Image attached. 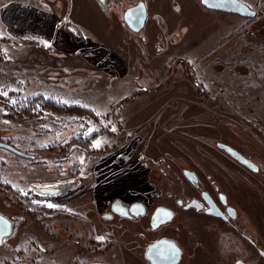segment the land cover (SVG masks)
I'll return each instance as SVG.
<instances>
[{"label": "rangeland", "instance_id": "rangeland-1", "mask_svg": "<svg viewBox=\"0 0 264 264\" xmlns=\"http://www.w3.org/2000/svg\"><path fill=\"white\" fill-rule=\"evenodd\" d=\"M107 1L99 0L109 4L106 14L90 0L49 1L60 4L59 13L72 5L80 16L79 27L68 25L84 41L69 46L79 53L66 69L28 59L37 51L28 28L16 27L10 37L0 18V141L26 154L0 147V212L17 222L0 247V264H29L33 256L59 264L67 244L69 256L82 253L83 261L71 264H146L145 245L174 230L103 218L115 201L148 200L152 210L174 203L178 187H192L184 168L203 176L209 164L239 165L218 142L264 165V0H242L255 16L210 9L201 0H157L139 32L124 13L140 0ZM43 99L90 113L44 108ZM32 103L34 115L7 116L10 107ZM50 185H66L67 197L38 191ZM65 205L77 217L64 220ZM243 214L249 227H264L254 208ZM180 239L191 242L184 228Z\"/></svg>", "mask_w": 264, "mask_h": 264}, {"label": "flooded vegetation", "instance_id": "flooded-vegetation-1", "mask_svg": "<svg viewBox=\"0 0 264 264\" xmlns=\"http://www.w3.org/2000/svg\"><path fill=\"white\" fill-rule=\"evenodd\" d=\"M219 143L223 142H218V146ZM219 147L239 161L240 164L237 166H229L226 163L209 164L208 173L203 174L207 180L201 179L203 177L201 174L184 168V175L192 184V187L188 190L178 187L177 193L179 195L173 201L174 203L156 204L150 210L151 204L148 200H137L127 206H131L135 202H141L145 205V214L143 215L132 212L121 215L114 212L113 209V213L104 214L103 218L105 219L112 221L116 216H119L133 222H139L140 226L149 228L152 231L171 224L174 235L163 234L145 245L142 255L146 264H264V227H258L257 220V227H249L248 219L243 214L244 211V213L250 215L251 209L254 208L257 214L260 215L259 219L264 223V165L256 163L233 146L254 164L243 163L225 148ZM186 170L192 171L196 179H190L186 174ZM229 171L232 173L228 174ZM228 175L236 179H228ZM57 186L50 185L48 187L59 188ZM68 191L69 189L67 190L66 185H64L60 186V189L52 190L50 193H54L53 195L46 196L50 199L67 197ZM158 207L171 209L172 213L170 218L164 222H160L163 217L158 218L159 222L155 220L154 223L157 224L153 227V215ZM68 208L70 207L65 205V208L62 209L64 212L61 216L64 217V220L77 217L76 214L67 212ZM83 217H80V220H83ZM12 220L14 221L15 230L17 222L14 219ZM182 228L187 231V236L191 241L190 248L180 239ZM89 234L91 235L90 244L94 246V236L98 237L95 225ZM159 240H166L168 247L165 254H153L154 257H157L156 262H154L148 258L147 249ZM171 243H174L180 249L179 258L176 256L177 252L173 248H169ZM65 247V262L60 259L59 264L83 261L82 253L79 256L74 251L69 256L70 252L67 249L69 245L67 244ZM92 251L95 253L98 250L94 248ZM162 251L163 248L160 252ZM35 258L33 256L29 264H41ZM21 260V258H17L11 264H19ZM89 263L118 264L99 260L88 261L86 264Z\"/></svg>", "mask_w": 264, "mask_h": 264}, {"label": "crops", "instance_id": "crops-1", "mask_svg": "<svg viewBox=\"0 0 264 264\" xmlns=\"http://www.w3.org/2000/svg\"><path fill=\"white\" fill-rule=\"evenodd\" d=\"M49 1L50 0L4 1V3L0 7V18L2 23L1 28L5 34H8L13 38L16 37L14 36V33H18L14 30L16 27L28 28L27 30L29 32V37L27 38V41L30 44H35L37 50L33 51L28 59H36L38 61H42V64L44 66H46V64L48 63L50 67H53V65L58 67V65L60 64L63 66V69H66L68 66L67 60L69 59V57H74L79 53L78 49H75L76 51L71 53V51L69 50V46L73 45L74 43L78 44L84 41L81 35L76 34L74 30H72V27L70 29V26L68 25L71 23V25L73 24V26H75L74 28L79 27L80 24L78 20H80V16L76 14V11L72 5H70V8L67 6L65 12H62L59 9L61 12L59 13V11H57V8H59L60 4L52 7L50 6L51 4L49 3ZM90 2L93 4L92 8L99 9L100 7H102L104 14H106L109 10V4L108 7L106 5L107 8H105L99 2V0H90ZM156 2L157 0H146L148 11L151 12V8L155 9L157 4ZM114 5L116 7V4ZM9 6H12V8L8 10ZM80 7H78L77 9H80ZM84 11L88 12V10ZM159 13V11H156L155 17ZM147 20H149V17L147 18ZM59 28H62V31H59ZM20 33L21 30L19 31V36ZM20 41H24V38H21ZM62 60L64 61L63 64L60 63V61ZM32 79L35 80L36 78H30L31 81H33ZM47 80H50V82L53 81L51 80V77ZM54 83L55 81H53V84Z\"/></svg>", "mask_w": 264, "mask_h": 264}, {"label": "water", "instance_id": "water-1", "mask_svg": "<svg viewBox=\"0 0 264 264\" xmlns=\"http://www.w3.org/2000/svg\"><path fill=\"white\" fill-rule=\"evenodd\" d=\"M104 1V0H101ZM202 3L210 9H217L221 11H226V12H232V13H237L240 15L244 16H255L256 15V10L251 8L247 3H245L242 0H201ZM147 5L144 0H140L138 3L128 7L124 13V19L126 24L129 26L131 30L134 32H139L141 31L147 20ZM219 146L225 148L230 154H232L234 157L239 159L241 162L246 163V164H254L251 160L247 159L242 153H240L238 150L233 148L232 146L225 144V143H219ZM0 147L7 148L19 155L26 156L24 152L19 150L18 148L14 147L10 143L0 141ZM186 174L190 179L195 180V174L192 171L186 170ZM57 189L56 187H41L38 189V191L42 194H54L50 193L52 190ZM192 204V203H191ZM114 212H117L121 215H125L129 212L132 213H137V214H145V205L142 204L141 202H135L131 206H127L120 200H117L114 202L113 207H112ZM165 213V214H163ZM172 210L163 208V207H158L153 215V227L156 226L157 223H154L155 220H158L161 217L160 222H164L165 220H168L171 216ZM163 214V216H162ZM159 218V219H158ZM14 231V221L4 213L0 212V246L4 243V240L11 236ZM168 242L166 240H159L152 245H150L147 249V255L148 258L151 261L156 262L155 260L157 257H154L153 254H165L166 249L168 247L167 245ZM163 248V251L160 252V250ZM169 248H173L174 251H176V256L177 258L180 249L174 244L171 243L169 245ZM160 252V253H158ZM171 262V261H170Z\"/></svg>", "mask_w": 264, "mask_h": 264}, {"label": "trees", "instance_id": "trees-1", "mask_svg": "<svg viewBox=\"0 0 264 264\" xmlns=\"http://www.w3.org/2000/svg\"><path fill=\"white\" fill-rule=\"evenodd\" d=\"M39 97H36L35 100H37ZM40 99V98H39ZM42 106L44 108H53V109H59V110H68V111H76L77 113L81 114V113H90V111L86 108H84L83 106H79V105H63L60 103H57L56 101L52 100V99H43V101H41ZM36 104H31L28 106H22L21 109H17V108H13L10 107L9 108V113L7 114L8 117L10 118H15V117H19L22 114H31L34 115L35 113H33L32 108H35Z\"/></svg>", "mask_w": 264, "mask_h": 264}, {"label": "snow or ice", "instance_id": "snow-or-ice-1", "mask_svg": "<svg viewBox=\"0 0 264 264\" xmlns=\"http://www.w3.org/2000/svg\"><path fill=\"white\" fill-rule=\"evenodd\" d=\"M4 94L6 95V93H4ZM97 146H98V145H97ZM48 206H49V207H54V205H51V204H49Z\"/></svg>", "mask_w": 264, "mask_h": 264}]
</instances>
